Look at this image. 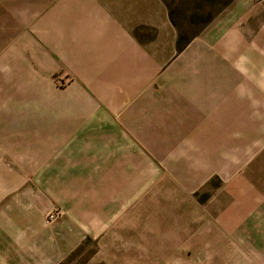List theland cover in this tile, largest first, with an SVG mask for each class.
I'll return each mask as SVG.
<instances>
[{
    "label": "crops",
    "instance_id": "1",
    "mask_svg": "<svg viewBox=\"0 0 264 264\" xmlns=\"http://www.w3.org/2000/svg\"><path fill=\"white\" fill-rule=\"evenodd\" d=\"M0 3V73L71 78L65 92L35 83L39 101L16 113L2 105L0 151L27 158L17 172L118 175L122 190L170 174L156 204L174 253L264 264V0H236L181 52L163 0ZM58 224L41 259L0 264L59 262L71 243Z\"/></svg>",
    "mask_w": 264,
    "mask_h": 264
},
{
    "label": "rangeland",
    "instance_id": "2",
    "mask_svg": "<svg viewBox=\"0 0 264 264\" xmlns=\"http://www.w3.org/2000/svg\"><path fill=\"white\" fill-rule=\"evenodd\" d=\"M163 2L176 34V52H181L187 46L180 50V44L201 36L236 0ZM226 4L228 7L219 14ZM211 17L213 20L206 25ZM135 32L143 40L156 35V30L150 27ZM43 78L42 74L34 76V73H0V111L5 105L4 113H11L8 105L16 113L20 106L39 101L40 94L33 87L35 83L39 86ZM45 80L51 82L52 88L64 92L71 84L69 75L58 73L48 75ZM19 155L6 148L0 151V263H35L41 259L56 244L45 236L46 229L59 223L61 230H68L71 244L56 264H189L187 254L173 252L182 239L172 237L171 226L162 227V214L156 204L157 188L171 181L170 174L149 169L142 187L133 185L122 190L129 183L120 184L116 180L118 175L112 184L110 175L17 172L29 169L15 167L27 162V158ZM215 176L210 183L222 181ZM41 224L43 231H34L33 226Z\"/></svg>",
    "mask_w": 264,
    "mask_h": 264
},
{
    "label": "trees",
    "instance_id": "3",
    "mask_svg": "<svg viewBox=\"0 0 264 264\" xmlns=\"http://www.w3.org/2000/svg\"><path fill=\"white\" fill-rule=\"evenodd\" d=\"M228 5H229V4H226V5L224 6V8H223L221 11H219V14L222 13V12L224 11V9L228 7ZM214 17H215V16H214ZM214 17H211V18H210L205 24H206V25L209 24V23L213 20ZM171 21L174 23V21L172 20V17H171ZM206 25H205V26H206ZM195 36H196V35H195ZM180 40H181V38H180V36H179V38H178V43L181 42ZM189 42H190V41H188L186 44H183V45L180 44V45H181V46L179 47L180 50L184 49V47L187 46V45L189 44Z\"/></svg>",
    "mask_w": 264,
    "mask_h": 264
},
{
    "label": "built area",
    "instance_id": "4",
    "mask_svg": "<svg viewBox=\"0 0 264 264\" xmlns=\"http://www.w3.org/2000/svg\"><path fill=\"white\" fill-rule=\"evenodd\" d=\"M50 217H51V218H53V217H54V215H53V214H51V215H50Z\"/></svg>",
    "mask_w": 264,
    "mask_h": 264
}]
</instances>
